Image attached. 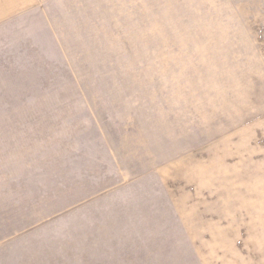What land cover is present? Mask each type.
<instances>
[{
  "label": "rangeland",
  "instance_id": "374dc122",
  "mask_svg": "<svg viewBox=\"0 0 264 264\" xmlns=\"http://www.w3.org/2000/svg\"><path fill=\"white\" fill-rule=\"evenodd\" d=\"M0 264H264V0L0 24Z\"/></svg>",
  "mask_w": 264,
  "mask_h": 264
},
{
  "label": "crops",
  "instance_id": "0c3cea01",
  "mask_svg": "<svg viewBox=\"0 0 264 264\" xmlns=\"http://www.w3.org/2000/svg\"><path fill=\"white\" fill-rule=\"evenodd\" d=\"M39 0H0V24L38 6Z\"/></svg>",
  "mask_w": 264,
  "mask_h": 264
}]
</instances>
